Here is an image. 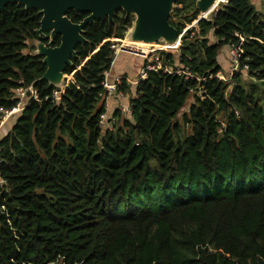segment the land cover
Wrapping results in <instances>:
<instances>
[{"label": "trees", "instance_id": "1", "mask_svg": "<svg viewBox=\"0 0 264 264\" xmlns=\"http://www.w3.org/2000/svg\"><path fill=\"white\" fill-rule=\"evenodd\" d=\"M198 14L169 24L181 35ZM88 15L66 13L74 24ZM41 18L17 3L0 10V118L23 102L0 139V264H264V13L220 4L177 57L157 53L171 74L146 70L130 119L115 111L105 132L104 75L133 16L85 26L58 99L30 45L60 44L39 35ZM227 46L256 81L248 90L240 72L230 85L217 77Z\"/></svg>", "mask_w": 264, "mask_h": 264}, {"label": "water", "instance_id": "2", "mask_svg": "<svg viewBox=\"0 0 264 264\" xmlns=\"http://www.w3.org/2000/svg\"><path fill=\"white\" fill-rule=\"evenodd\" d=\"M169 1L170 0H0V10L9 4L15 3L24 5L26 8L40 9L42 18L38 30L39 35L43 36L44 33H49V38L58 35L60 37V44L56 48H50L36 42L37 46H45L46 49L44 48L41 52H35V54L44 56V62L47 66L44 79L57 88V91H60L61 88L56 85L57 83L55 84V82L49 80V78L55 79L63 76L64 79L63 70L66 65H70V60L75 55L76 45L83 43L82 33L87 24L105 18L111 21L115 12L123 8L129 11L139 9L141 11V20L140 22L138 21L137 26H133V28L137 29L138 36L145 42L147 37L153 35L152 33H157L156 30L170 25V14L167 7ZM176 1L177 0H175V2ZM204 2L205 4H209L213 2V0H204ZM215 4L203 10L202 16L196 22L201 19H207V17L203 16H210L213 13ZM68 11H74L75 13L86 12L89 15L81 23L74 24L66 17ZM187 30L179 36L174 44L175 46L170 45L168 47L171 48L173 46L179 48L181 38ZM128 40L135 42V39H133L132 36L129 37V35ZM28 95L29 93H27V96Z\"/></svg>", "mask_w": 264, "mask_h": 264}, {"label": "rangeland", "instance_id": "3", "mask_svg": "<svg viewBox=\"0 0 264 264\" xmlns=\"http://www.w3.org/2000/svg\"><path fill=\"white\" fill-rule=\"evenodd\" d=\"M217 1L219 2V5L222 4L221 0H213V2L209 4H205L204 0L203 1L195 0L193 6L191 5L187 6V9L183 10L182 14L178 16L175 15L176 13L174 12L172 13V11L176 8L175 0H170L167 7L170 16L171 14H173V20L182 21L186 23L188 18L191 16L192 12L194 11V9L198 11L199 14L197 16V19H199L202 16L201 14L203 10H205L207 7H210V5L215 4V2H216L215 5H217ZM250 2L256 11L260 13H264V0H250ZM219 5H217V8L219 7ZM178 8L180 9L181 7L178 6ZM122 10H124L126 14L132 15L134 18V22L131 28L126 32L125 37L121 41V43L115 47L114 56L118 53L119 54L122 53V54L119 57L117 56L115 58V66L113 67V72L114 75L122 74L123 73L122 71L124 69L125 70L124 72L127 74V78L132 79L133 82L137 83L140 77V72L144 70L143 64L145 63L146 65L150 66V64L154 62V56H156L158 50L162 49L164 52H169L173 54L175 57L178 56V48H175L173 46L169 48L168 46L174 45L180 35H178L176 30L169 25L163 27L160 30H156L157 33H152L153 35L147 37L146 41L143 42V40L137 34V29L133 28V26H137V22L138 21L140 22L141 20L140 18L141 11L139 9L129 11L126 8H123ZM205 17L208 18L209 16L205 15ZM195 22L193 21L191 24H186L184 31L192 28L195 25ZM128 35L129 37L132 36V38L135 39V42L133 41L132 43H126L125 40L128 38ZM209 41L210 43L214 41L211 35L209 36ZM30 42H31L30 43L31 46L37 45L36 42L33 41ZM140 43L145 44L146 47L139 46L138 44ZM225 51H226L225 47L220 48L217 56L218 64L221 67L219 77H224V79L226 80V84L230 85L232 84L230 83L232 76L231 77L229 76L230 63H229V59L228 60L226 59ZM114 75H112V77ZM241 82L246 90H248L252 84L256 83V81L250 78L246 72H243L241 74ZM131 98L133 97H132V92L130 90L126 94L124 100H122L123 104L125 105L124 108L126 111H119V113L124 118H128V119L130 117L129 110H130ZM191 103H192V99H189L186 105L184 106V108L182 109V111L180 112V114L178 115L177 121L181 122V115L184 112L188 111V107ZM119 104L120 103L118 102V106H120ZM120 108H122V106H120ZM18 113H15L8 117L6 116L4 118L5 120L3 121V124H0V139L9 131L14 121V118H16V115ZM220 119H222V117ZM183 131L184 133L188 132L186 127H184Z\"/></svg>", "mask_w": 264, "mask_h": 264}, {"label": "built area", "instance_id": "4", "mask_svg": "<svg viewBox=\"0 0 264 264\" xmlns=\"http://www.w3.org/2000/svg\"><path fill=\"white\" fill-rule=\"evenodd\" d=\"M227 1L228 0H221L222 4L226 3ZM217 5H219L218 1H217ZM217 5L214 6L213 12L216 11L215 8L217 7ZM203 17H205V16H203ZM226 48H227L228 59H229V63H230V67H229V73L230 74H229V76L231 77L234 72H240L241 74L243 72H246V70H247L246 66H244L243 69H240L239 62H238L239 53H238L237 48H235L234 46H227ZM114 50H115V48H114ZM159 51H163V50L160 49V50L157 51V53ZM145 59H146V57H145ZM147 66L148 65H146V64L144 65L143 64L144 70H142L140 72L139 79H144L145 78V71L146 70H154V71H156V70H163L164 69L163 66L159 63V59H158V55L157 54H156V56H154V62H152L150 64V66H148V67ZM164 71L167 72L168 74H171V72H172L171 69H168V68H165ZM217 77L222 82L226 83V80L224 79V77H219V74L217 75ZM123 80H125V79L123 77H121V76H116L112 80H108L107 74L105 73V75H104L103 89L105 91V95L103 97V104H102L104 111L99 116V126H100V128H101V130L103 132H105L107 130H111V122L113 121V119H112V115L109 113V110H110L109 109L110 108L109 100L110 99H114V98L122 97V93H119L117 91V88H118V86H120L123 83ZM60 91L53 92V97L58 99ZM17 95L22 98V97L25 96V92L22 91V90H18L17 91ZM22 103H19L15 108H12L9 111L3 112V115L0 118V124H3V121L5 120L4 118L6 116L8 117V116H11V115H13L15 113H18V112L22 111V109H23Z\"/></svg>", "mask_w": 264, "mask_h": 264}, {"label": "crops", "instance_id": "5", "mask_svg": "<svg viewBox=\"0 0 264 264\" xmlns=\"http://www.w3.org/2000/svg\"><path fill=\"white\" fill-rule=\"evenodd\" d=\"M215 10H217V7L215 8ZM126 41V43H132V41H130V40H128V38L125 40ZM33 47V53H35V52H41L42 50H44V48H45V46L42 48V47H39V46H37V45H33L32 46ZM46 49V48H45ZM225 54H226V59L228 60V53H227V48H225ZM122 53H118V54H116L115 56H114V58H113V62H112V66H111V69L106 73L107 74V76H108V80H112L114 77H116V76H121V77H123L125 80H126V82H127V84L129 85V87H130V90H131V92H132V97H134V94H135V87H136V82H133V80L132 79H129V78H127V74L124 72L125 70L123 69V73L122 74H118V75H114V72H113V67L115 66V58L118 56H120ZM123 55H126V54H123ZM227 62V61H226ZM220 66V65H219ZM112 75H114L113 77H112ZM49 80H52V81H54L55 82V84L56 85H58L60 88H62L63 86H64V79H63V76L62 77H60V78H55V79H50L49 78ZM125 96L126 95H122V97H120V98H114V99H110L109 100V105H110V110H109V113L110 114H114V112L115 111H126L125 110V108H124V104H123V101L122 100H124V98H125ZM118 102L120 103L119 105L120 106H122V108H120V106H118ZM131 112L129 111V116L131 115L130 114ZM129 119H130V117H129Z\"/></svg>", "mask_w": 264, "mask_h": 264}, {"label": "bare ground", "instance_id": "6", "mask_svg": "<svg viewBox=\"0 0 264 264\" xmlns=\"http://www.w3.org/2000/svg\"><path fill=\"white\" fill-rule=\"evenodd\" d=\"M139 46H142V47H146V45L145 44H142V43H140V44H138Z\"/></svg>", "mask_w": 264, "mask_h": 264}]
</instances>
